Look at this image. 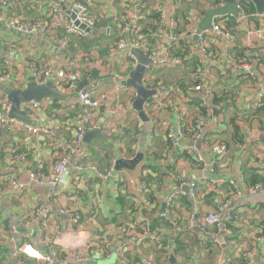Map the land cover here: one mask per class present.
Segmentation results:
<instances>
[{
    "label": "crops",
    "instance_id": "obj_1",
    "mask_svg": "<svg viewBox=\"0 0 264 264\" xmlns=\"http://www.w3.org/2000/svg\"><path fill=\"white\" fill-rule=\"evenodd\" d=\"M152 3L150 1V5L145 7L144 18L139 25L142 32L155 26L156 15L152 12ZM200 4L199 1L184 3L179 8L177 21L180 28L183 29L193 16L197 18L200 27L206 14L199 9ZM116 9L119 19L123 16L122 6L116 4ZM198 9L202 19L198 16ZM16 12L20 13L15 8H7V15L11 17H16ZM104 15L101 14L99 18H111ZM38 16V11L32 10L27 18ZM119 27L120 22L111 30L110 26L102 27L99 35H95L93 28L85 37H71L72 50L80 53L88 51L83 47L84 44L88 45L90 39L97 38L92 44L102 66L86 72L84 81L99 82L102 90L111 85L108 65L115 71H119L121 67L118 54L111 53L118 39ZM232 29L237 43L227 47L225 51L219 36H216V43H210L211 55L219 63L211 70L214 85L205 114L193 104L194 100H198L200 104V95L191 90L190 73L193 66L187 64L156 71L161 83L159 89L164 91V101L177 103L182 112L172 111L169 104L164 105V109L150 119V124H160L153 133L148 131L144 136V124L133 114L126 118L123 136L120 132H105L111 124L108 116L102 118L103 124L97 128L104 136L103 139L94 138L86 142L84 136L89 130L85 131L75 157L78 160L82 157L104 172L112 166L111 158L115 162L112 175L106 179L94 178L86 184L74 183L72 173L68 171L60 183L62 189H72L77 198L71 204H78L82 208V219L72 228L74 234L65 233L61 240L53 244L54 227L57 225L63 230L64 217H59L57 221L48 220L39 228L32 221L31 209L35 203L48 201L50 195L49 189L35 185L23 191V194L0 196V224L6 218L11 219L16 224L17 231L40 249V238L49 241L52 243L51 254L56 260L63 259L67 249L88 246L90 243L100 246L108 242V250L99 257L90 258L86 264H137L150 254L152 264H264V239H255L262 237L264 233V201L260 197H248L251 186L256 183L264 186V139L258 136L264 135V50L258 41L247 42L246 35L239 27L236 29L233 26ZM63 54L40 35L18 34L0 24V56L12 57L17 64L31 60L45 64L49 60L55 61ZM235 61L246 62L249 71L234 68L232 62ZM125 74L129 75L130 70L127 69ZM16 76L21 81V86L17 89H23L32 78L29 70L21 68L16 69L12 81H15ZM256 83L263 88L257 103L253 101ZM4 84L9 88L10 82ZM53 85L66 96L65 102L74 98L73 92H65L54 82ZM48 100L49 109L40 112V116L45 125L55 128V136L46 137L22 131L0 135V177L6 174L23 176L28 169L48 171L58 156L60 141L74 139L76 136L74 124L79 111L71 109L57 112V106L64 101ZM124 102H127L125 94L122 95L121 105ZM27 119L28 124H36L31 118ZM138 120L142 122V128L137 134ZM200 120L203 127L201 137L195 142H199V148H195L204 155L205 161L201 164L196 162L187 141L180 142V147L173 150L166 137L167 123L173 126L181 124L184 131L191 135L196 131V123ZM256 132L260 133L257 134L258 137ZM96 141H102L105 145ZM218 141L227 146V153L221 158H217L209 150L210 145ZM10 142L16 144V151L8 149ZM106 145L109 146L108 149L105 148ZM139 152L143 155L142 160L133 169L115 170L118 159L132 160ZM19 153L23 157H17L16 154ZM186 163L199 168H191L187 174L189 181L196 182L194 195H191L188 186L179 184V170ZM91 174L93 176L94 172ZM208 179H220L224 183L232 180L244 197H237L228 185L208 192ZM251 180L256 181L251 183ZM246 197L249 199L246 200ZM221 203H229L234 210L233 220L228 226L230 234L224 237L222 229L216 226H210L208 233L185 229L189 211L209 213ZM142 218H146L150 229L156 231L153 243L136 244L122 233L123 227L135 230L137 227H134V223ZM176 224L182 227L181 231L174 230ZM5 227L6 222L3 223V230ZM3 230L0 232V264H36L33 259L23 255L8 256V245L2 243L6 236ZM244 252H249V257H243Z\"/></svg>",
    "mask_w": 264,
    "mask_h": 264
},
{
    "label": "built area",
    "instance_id": "obj_2",
    "mask_svg": "<svg viewBox=\"0 0 264 264\" xmlns=\"http://www.w3.org/2000/svg\"><path fill=\"white\" fill-rule=\"evenodd\" d=\"M150 1H153L151 9L156 15L155 26L153 29L142 32L139 25L144 18L145 7L150 5ZM196 1L201 3L200 10L204 8L207 11L210 8L224 5L225 0H0V7L2 8L0 9V23L5 28L26 36L37 33L41 38L49 40L58 50L64 53L62 57L55 59V61L49 60L45 64L32 60L17 64L12 57L0 56V83L10 82L9 88L17 89L21 86L20 78L16 76L15 81H12V75L18 68L29 70L32 74V80L38 86H44L48 81H53L57 87L60 86L65 92L75 94L72 100L68 99L66 102H62L56 108L57 112H66L71 109L79 111L74 124L76 136L73 137L74 139L60 141L58 156L48 171L28 169L23 176L6 174L0 177V196L23 194V191L29 189L32 185L49 189L48 201H37L35 203L31 209V219L39 228L48 220L55 219L57 221L59 217H64L65 226L62 228L63 230L59 229L57 225L54 227L53 244L61 240L65 233L74 234L72 228L82 219L81 206L71 204L77 199L72 189H62L59 186L66 173L70 171L72 181L82 184L89 183L94 178L106 179L112 175L114 158H111L112 166L104 172L94 164L84 161L82 157L79 160L75 157L78 147L83 141L85 131L100 128V125L103 124L102 118L108 116L111 124L105 132L108 134L120 132L123 136L125 135L128 115L133 114L136 118H139L137 110L133 107L136 91L126 83L139 64L135 49H141L145 57L150 60L149 63L144 65L141 76L144 88L155 90V94L143 106L149 117V123L150 119L161 112L166 104H169L172 111L182 112L177 103L164 101V91L159 89L161 83L156 76L158 70L183 67L187 64L192 65L193 68L190 73L191 90L193 93L200 95L201 106H207L210 97H212L214 85L211 70L219 63V61H216L215 56L211 55L210 43H216V36H219V39L224 43L222 49L225 51L227 47L237 43V39L225 24V15L213 16L209 23V29L201 30L195 16L191 17V20L183 29L180 28L177 21L179 8L184 3ZM116 4L122 6L123 16L119 18L118 39L111 53L118 54L121 67L118 69L119 71H115L111 69L110 64L108 65L111 85L109 88L102 90L99 82L84 81L86 72L102 66L100 59L96 56L94 49L83 53L78 50L73 51L71 37H85L88 32L80 28V25H84L85 28L90 30L93 29L101 14H105L106 17H117ZM11 7L20 11L19 14L15 13L16 17L7 15V8ZM236 7L238 14L235 16L228 15L233 18L235 28L239 27L243 31L247 42H260L264 50V10L259 12L254 0H237ZM199 9L197 13L202 19ZM32 10H37L39 16L28 19V14ZM67 12L73 13V20ZM75 21L79 25L75 24ZM232 66L236 69L249 71V65L244 61L232 62ZM127 69L130 70V74L124 75ZM84 82L85 84L80 86ZM262 90L261 85L256 83L253 90L254 102L260 101ZM123 94L126 95L127 102L121 105ZM49 102L48 99L41 101L28 100L21 104L23 114L36 123L33 126L8 116L12 103L8 92L0 89V135H11L16 131H22L46 137L55 136V128L45 125L43 118L40 116V112L48 111ZM139 121L136 125L137 134L141 132L142 128V122ZM196 124V131L188 135L181 124L178 123L173 126L167 123L166 137L169 140L171 149L175 150L180 147V142L187 141L188 145L195 143L201 137L203 122L200 120ZM149 127V132L153 133L155 128L160 127V124L158 122L151 123ZM251 132L252 130L249 133ZM188 148L194 153L197 163H204L203 153H200L195 146L190 145ZM8 149L16 151V144L10 142ZM209 150L217 158H221L226 155L227 146L218 141L211 144ZM16 155L19 158L23 157L20 153ZM191 168L193 167L186 163L179 170L178 178L180 186H188L191 195H194L196 182L189 181L187 175ZM193 169L199 170L198 166H194ZM92 172H94L93 176ZM206 183L208 192L217 187L228 185L234 190L237 197H244L238 185L232 180L224 183L220 179H208ZM248 197H260L264 201V186L261 183L251 186L248 189ZM248 197L245 199L248 200ZM233 216L234 210L229 203H221L209 213L198 214L196 211H189L185 229L208 233L210 226H216L222 229L221 231L225 237L226 234L231 232L228 226L232 222ZM4 222H6V227L3 230ZM135 226L137 227L135 230L133 228H122V233L132 242L150 244L156 240V231L150 229L146 218L135 222ZM2 230L6 233L2 243L8 245V256L19 257V255H23L33 259L36 264H86L90 258L99 257L109 247L108 242H104L100 246L91 243L88 246H76L67 249L64 252L63 259L56 260L51 254L52 243L40 238L42 249L38 248L33 243L28 242L24 235L17 231L16 224L11 219L6 218L1 222L0 232ZM174 230L176 232L181 231L182 227L176 224ZM255 239H264V233L262 237L258 236ZM249 255V252L242 254L245 258ZM137 264H152V255L143 257V261Z\"/></svg>",
    "mask_w": 264,
    "mask_h": 264
},
{
    "label": "water",
    "instance_id": "obj_3",
    "mask_svg": "<svg viewBox=\"0 0 264 264\" xmlns=\"http://www.w3.org/2000/svg\"><path fill=\"white\" fill-rule=\"evenodd\" d=\"M256 4V8L259 12H262L264 10V0H254ZM237 0H225L224 5L210 8L206 11L205 17L202 19L200 23V29L205 30L209 29V23L213 16L215 15H237L238 9L236 7ZM70 15V18L73 20L74 15L71 12H67ZM75 24L79 23L75 21ZM80 28H82L86 32H90L91 30L88 28H85L84 25H80ZM135 53L138 56V62L139 64L133 71L130 79L127 80V85L132 86L136 91V97L133 102V107L135 110H137L140 120L144 124L143 128V135L146 136L149 131V117L146 114L145 110L143 109L144 104L148 101V99L155 94V90H148L144 88L141 82V76L144 70V65L149 63L150 60L147 59L142 52L141 49H135ZM96 71V70H95ZM85 84L82 83L80 86H83ZM0 89H2L5 92H8L9 99L12 103L10 111L8 112V116L11 118H16L24 123H29L27 117L23 114L21 111V104L28 101V100H35V101H41L43 99H51V100H57V101H64L66 100V96L60 93L57 89L54 88L53 82L48 81L44 86H38L32 78L29 79V82L25 85L23 89H16V90H10L6 84L0 83ZM257 134H260L256 132ZM260 138L264 139V135L260 134L258 135ZM257 136V137H258ZM103 139L104 136L98 129H93L86 131L84 136V141L89 142L91 139ZM143 141V140H142ZM192 146H196L199 148L197 143H190ZM142 153L139 152L136 157H134L132 160L128 159H118L115 164V170H119L120 168H128L133 169L140 160H142Z\"/></svg>",
    "mask_w": 264,
    "mask_h": 264
},
{
    "label": "trees",
    "instance_id": "obj_4",
    "mask_svg": "<svg viewBox=\"0 0 264 264\" xmlns=\"http://www.w3.org/2000/svg\"><path fill=\"white\" fill-rule=\"evenodd\" d=\"M26 5V4H25ZM0 9H2L1 7H0ZM252 10V9H251ZM202 11H203V13L204 12H206L204 9H202ZM226 17V21H225V24L230 28V30L233 32V29H232V27L234 26V28H235V24H234V21H233V18H231V17H229L228 15H225ZM100 17V16H99ZM98 17V20H97V22H96V25H95V27H94V30H95V35H99V32H100V29L102 28V27H107V26H110V30L112 29V27H114V25L116 24V23H118L119 24V19L117 18V17H111V18H106L105 20L103 19H100ZM1 24V23H0ZM104 25V26H103ZM1 26H2V24H1ZM103 31H104V29H103ZM96 33H98V34H96ZM35 35H38L37 33H35ZM96 40H97V38H95ZM94 39V40H95ZM93 39L91 40L90 39V42H89V44L88 45H85L84 43H82V44H84V48L85 49H87V50H91V49H93V44H92V42L94 41ZM95 48H96V45L94 46ZM193 104H196V108H201V112L203 113V114H205V107H203V106H201V104H199V101L197 100H194V102H193ZM60 106V105H59ZM59 106H57V108L59 107ZM256 180H251L250 182L251 183H254Z\"/></svg>",
    "mask_w": 264,
    "mask_h": 264
},
{
    "label": "rangeland",
    "instance_id": "obj_5",
    "mask_svg": "<svg viewBox=\"0 0 264 264\" xmlns=\"http://www.w3.org/2000/svg\"><path fill=\"white\" fill-rule=\"evenodd\" d=\"M96 143H99V144H101V145H105V143L104 142H102V141H96ZM199 144V142H197V145ZM105 148L106 149H108L109 148V146L108 145H106L105 146ZM109 262H111V260L109 261Z\"/></svg>",
    "mask_w": 264,
    "mask_h": 264
}]
</instances>
